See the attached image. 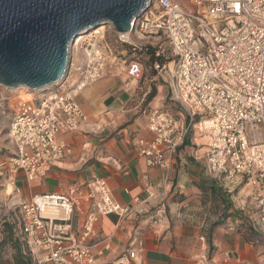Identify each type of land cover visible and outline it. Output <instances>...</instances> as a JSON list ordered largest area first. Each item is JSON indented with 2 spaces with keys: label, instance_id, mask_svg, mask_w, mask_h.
I'll return each instance as SVG.
<instances>
[{
  "label": "built area",
  "instance_id": "built-area-1",
  "mask_svg": "<svg viewBox=\"0 0 264 264\" xmlns=\"http://www.w3.org/2000/svg\"><path fill=\"white\" fill-rule=\"evenodd\" d=\"M132 33L138 41H130ZM113 34L114 44L102 45L103 34L85 38L78 46L74 42L61 83L45 92H31L28 100L16 96L9 112L12 151L0 160V178L13 186L11 193L18 194L20 175L25 183L41 179L67 156L69 145L60 136L88 123L76 96L104 76L110 60L126 56L122 45L150 46L157 57L165 58L164 46L170 60L154 62L152 68L167 85L181 116L149 108L151 136L137 138L138 153L168 180L174 156L196 128L206 144L194 158L203 162L210 177L254 190L253 222L264 233V0H151L126 38ZM126 67L127 74L140 76L137 60ZM154 199L146 190L145 198L122 206L106 179L90 175L65 194L21 201L14 207L19 214L13 222L14 236L32 264H97L111 250L109 237L92 244L98 220L115 216L119 227L130 217L146 214L145 206ZM160 212L153 223H158ZM100 245L94 254L93 246ZM142 251L141 239H132L108 264H141ZM219 264L254 263L224 251Z\"/></svg>",
  "mask_w": 264,
  "mask_h": 264
},
{
  "label": "crops",
  "instance_id": "crops-1",
  "mask_svg": "<svg viewBox=\"0 0 264 264\" xmlns=\"http://www.w3.org/2000/svg\"><path fill=\"white\" fill-rule=\"evenodd\" d=\"M119 60H110L104 76L76 96L88 123L75 133L60 136L69 145L67 156L41 179L25 183L20 175L16 182L20 190L12 193L11 205L17 207L33 196L65 194L96 175L106 179L113 198L122 206H132L136 197L145 198L146 190L156 198L152 205L145 206L146 214L130 217L119 227L115 216L98 220L92 244L109 237L111 250L98 258L97 264L113 261L132 239L142 241L141 264H219L224 251L243 261L264 264V233L255 226V218L243 217L232 202V210L239 216L221 218L219 225V220L210 222L203 214L206 206L199 185L204 182L203 175L212 177L193 154L203 153L204 137L191 134L188 145L178 149L168 180H164V172L146 165L136 140L151 136L146 116L149 108H163L177 117L181 116L180 109L171 102L167 85L152 65L140 63L141 74L137 77L126 72L130 62L127 51ZM153 89L155 95L148 101ZM231 185L232 192H243L247 187L239 182ZM238 206L242 207V201ZM157 211L162 212L158 223H153ZM82 218L79 215L77 222ZM101 248L93 246L92 252Z\"/></svg>",
  "mask_w": 264,
  "mask_h": 264
},
{
  "label": "water",
  "instance_id": "water-1",
  "mask_svg": "<svg viewBox=\"0 0 264 264\" xmlns=\"http://www.w3.org/2000/svg\"><path fill=\"white\" fill-rule=\"evenodd\" d=\"M151 0H0V86L45 92L61 83L83 31L124 34ZM12 89V90H11Z\"/></svg>",
  "mask_w": 264,
  "mask_h": 264
},
{
  "label": "rangeland",
  "instance_id": "rangeland-1",
  "mask_svg": "<svg viewBox=\"0 0 264 264\" xmlns=\"http://www.w3.org/2000/svg\"><path fill=\"white\" fill-rule=\"evenodd\" d=\"M113 33L114 30L112 29V27L110 28L106 27L103 30H101L99 34L101 36L103 34V40L100 43L102 45L114 44L115 35ZM130 41H138L133 33L130 36ZM162 48L163 49L165 48L164 49L165 58L163 57L162 58L166 62L170 60L169 51L167 47L163 46ZM117 58L120 59L121 55L118 56ZM17 93H18L17 91H10V90L7 91L5 88L0 87V159L9 156V153L12 151V143L9 138V130H8L10 123L9 112H10V108L16 101V96L18 95ZM195 133L198 134L199 138L203 137L198 133L196 128L192 130L191 134L193 135ZM204 142L206 144L205 138L203 139V143ZM203 148H205V145H203ZM1 180L2 179L0 178V264H21L20 262L21 258L17 256L19 252L16 248L12 246L10 240L11 234L9 233L10 226H14L13 222L16 223L17 219L19 218L17 209H14V206L11 205V203L13 202L12 201L13 194L11 193V191L13 190V186H9V184H7L4 181L2 182ZM217 184L226 193H228V191L230 190V193L228 194L230 195V197L231 195H233V197L230 198L232 200L231 202L236 205L240 213L244 214L243 217L255 218L256 209L253 200L254 194H252V188L250 186H247L243 192H239L238 189H233L234 191L232 192L231 191L232 185L229 183V181H224V180L222 181L220 179L218 180ZM6 187H7V192H6ZM8 193L11 194L8 195ZM201 201L202 204H205L206 206L203 212L205 218H207V220L208 219L211 220L210 222H214L216 219L219 220V222H222L220 219L223 218L222 217L223 209L218 205L217 201L211 196H208L206 194H203L201 196ZM241 201H242V207L238 206L239 204H241ZM240 208H243V211L240 210Z\"/></svg>",
  "mask_w": 264,
  "mask_h": 264
},
{
  "label": "trees",
  "instance_id": "trees-1",
  "mask_svg": "<svg viewBox=\"0 0 264 264\" xmlns=\"http://www.w3.org/2000/svg\"><path fill=\"white\" fill-rule=\"evenodd\" d=\"M122 48L127 51V57L129 60H137L140 63H144L147 67L151 66L154 62H158L160 65H162L165 61L162 57H157L155 55V50L150 46H143L141 48H134L129 45H122ZM147 59V60H146ZM146 60V61H145ZM155 95V89H153L148 94V101H150ZM191 132L187 135V137L184 140V143L180 149L188 145V140L190 138ZM204 174V172H202ZM204 179V182L199 185L200 192L203 194H206L208 196H211L214 198L218 205L223 209L222 217L223 220H226L227 217L230 216H239L238 213L234 210H232V203L230 201V195L226 192H224L217 184L216 179H210L208 176L203 175L202 177ZM232 210L231 212H229ZM223 220H221L223 222ZM222 222H217L216 225L221 224ZM9 233L11 234L10 240L11 244L14 248H16L19 252L17 256L21 258V264H32L31 261L24 256L20 243L18 242L17 238H15L14 229L13 226H10Z\"/></svg>",
  "mask_w": 264,
  "mask_h": 264
},
{
  "label": "bare ground",
  "instance_id": "bare-ground-1",
  "mask_svg": "<svg viewBox=\"0 0 264 264\" xmlns=\"http://www.w3.org/2000/svg\"><path fill=\"white\" fill-rule=\"evenodd\" d=\"M103 26H106V27H108V28H110L109 27V25H104V24H101V25H99V26H97V27H95V28H93L92 30H89V32L88 31H83V32H81L80 34H79V36L75 39V45L74 46H78L85 38L87 39V38H89V37H95L97 34H99V32L101 31V30H103L104 28H106V27H103ZM98 28V29H97ZM97 29V30H96ZM94 30H96V31H94ZM100 35V34H99ZM98 35V36H99ZM122 37L123 38H126L127 37V34L126 33H124L123 35H122ZM25 89L26 88H18V89H13V91H17L18 93V96H20L21 97V99L22 100H28V99H30L31 98V96H32V94H30L29 92H26L25 91ZM12 90V89H11ZM10 186V185H9ZM12 192V191H11Z\"/></svg>",
  "mask_w": 264,
  "mask_h": 264
}]
</instances>
